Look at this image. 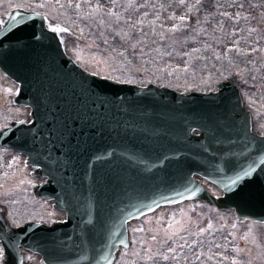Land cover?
<instances>
[{"label": "water", "instance_id": "95a60500", "mask_svg": "<svg viewBox=\"0 0 264 264\" xmlns=\"http://www.w3.org/2000/svg\"><path fill=\"white\" fill-rule=\"evenodd\" d=\"M2 28L16 44L0 49V69L17 82L13 101L30 107L32 119L1 130L0 145L27 155L34 175L47 176L36 195L67 214L59 222L65 241L55 233L43 243L48 264H113L130 245V220L184 200L264 223V134L235 82L182 92L117 81L70 56L51 31L69 29L48 27L42 12L13 8Z\"/></svg>", "mask_w": 264, "mask_h": 264}, {"label": "rangeland", "instance_id": "374dc122", "mask_svg": "<svg viewBox=\"0 0 264 264\" xmlns=\"http://www.w3.org/2000/svg\"><path fill=\"white\" fill-rule=\"evenodd\" d=\"M13 7L38 10L68 28L67 52L100 76L182 92L232 80L253 129L264 134V0H0V11ZM0 81L7 89L2 75ZM8 116L1 110L0 124ZM29 171L19 156L0 150V210L10 219L37 214L35 205L24 208L40 181ZM128 231L130 245L113 264H264V223L240 222L233 211L199 200L161 206L130 220Z\"/></svg>", "mask_w": 264, "mask_h": 264}, {"label": "flooded vegetation", "instance_id": "af4514ba", "mask_svg": "<svg viewBox=\"0 0 264 264\" xmlns=\"http://www.w3.org/2000/svg\"><path fill=\"white\" fill-rule=\"evenodd\" d=\"M7 13L8 11H0V49L7 48V45L11 47L16 44V38L9 37L7 39V34L9 33L10 35L11 29L8 30L6 28H2V24L6 19ZM56 22L57 21L50 20L49 18L48 27L55 25ZM54 38L58 41L62 39L63 42H65V32L60 31L54 36ZM1 75L7 80V82L4 83L7 84L8 88L4 89L2 88L3 86H0V111H6L10 116L4 117L3 124H0V131L4 128L10 127L11 122L13 121L29 122L32 119L30 107L17 104L13 101V98L18 91L16 81L8 77L0 69V80ZM17 109L23 111V115H16ZM12 134H9V136H15L18 139L21 137L31 136L30 133L22 131H13ZM0 150H8L9 152L19 156L30 168L29 173H31V177L40 179L39 182L34 184V188L32 187L33 197L28 200L27 204H24V208H32V206L35 205L37 213L35 216L30 215L27 218L10 219L4 211L5 209L0 210V264H48L44 260L45 246L43 243L44 241L49 242L55 233H57L56 235L58 241H65V231L64 228L60 229L59 222L66 219V211L57 207L52 199L36 195V187L41 183H45L47 181V176L39 177L34 175V169L32 165L28 163L26 154L21 153L13 146L6 144L0 145ZM51 192L52 191L50 189H46L47 194H50ZM25 202L27 201L25 200ZM49 209L55 213L59 212L60 214L56 217L48 218L46 214H49L47 212ZM47 248H49V245H47Z\"/></svg>", "mask_w": 264, "mask_h": 264}, {"label": "snow or ice", "instance_id": "6c2138e0", "mask_svg": "<svg viewBox=\"0 0 264 264\" xmlns=\"http://www.w3.org/2000/svg\"><path fill=\"white\" fill-rule=\"evenodd\" d=\"M181 19L183 20L184 18L181 17ZM51 31H53V32H55V31H66V29H59L58 30V29L52 28ZM252 171H253V169L250 168V169L244 171V173H243L242 176L241 175H238L237 176V179L233 181V184L237 183V181H239V180L244 179L245 177H249ZM163 258L165 260H167L168 259V256H164ZM233 264H235V262H233Z\"/></svg>", "mask_w": 264, "mask_h": 264}, {"label": "trees", "instance_id": "16d2710c", "mask_svg": "<svg viewBox=\"0 0 264 264\" xmlns=\"http://www.w3.org/2000/svg\"><path fill=\"white\" fill-rule=\"evenodd\" d=\"M94 12H95V11H94ZM164 43H166L167 46H169V44H171V45H174V44H175L174 41H171V42H169V41H165ZM197 60H198V59H197ZM195 65L199 66V63H196Z\"/></svg>", "mask_w": 264, "mask_h": 264}]
</instances>
